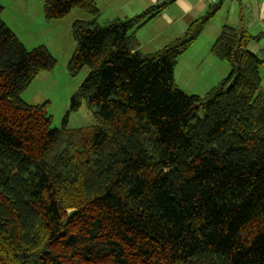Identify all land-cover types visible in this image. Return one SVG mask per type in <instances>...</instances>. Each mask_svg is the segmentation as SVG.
Returning a JSON list of instances; mask_svg holds the SVG:
<instances>
[{"label":"trees","instance_id":"16d2710c","mask_svg":"<svg viewBox=\"0 0 264 264\" xmlns=\"http://www.w3.org/2000/svg\"><path fill=\"white\" fill-rule=\"evenodd\" d=\"M174 1L101 26L97 0H41L48 22L90 18L72 26L68 66L88 68L70 102L93 111L88 129L52 128L49 102L23 100L57 60L26 48L0 5V264H264V60L249 48L261 37L225 25L211 54L229 75L189 95L178 59L224 0L141 52L135 32Z\"/></svg>","mask_w":264,"mask_h":264},{"label":"rangeland","instance_id":"374dc122","mask_svg":"<svg viewBox=\"0 0 264 264\" xmlns=\"http://www.w3.org/2000/svg\"><path fill=\"white\" fill-rule=\"evenodd\" d=\"M123 1L98 0L102 11H104V14L98 18V23L101 26H106L114 18L113 9ZM25 2V8L17 17H13L10 14V0H0V5L5 8L8 23L15 30L19 39L26 45V48L32 49L45 45L56 58L57 65L55 69L43 71L34 79L22 94L23 100L31 105L49 102L48 116L51 118L52 128H61L65 117H67L66 127L69 129H88L95 126L96 122L93 111L89 109L86 102H82L76 111H70L71 98L78 91L88 73V68H83L76 75H72L69 72L68 66L76 48V42L72 34V25L79 18L86 21L90 20L89 16L81 13L79 9H73L64 19L48 22L44 16L41 0H25ZM143 2L145 5H148L147 0H143ZM223 2L220 11L204 30L206 38L204 37L205 35L199 36L200 38L193 43V49L189 50V57H183L177 69L176 84L190 95L205 96L207 91H209L206 88L208 82L214 78L212 77V73H217L218 71V63L215 65L209 57L211 54L209 52L211 51L210 43H213L214 38L220 35L225 25L243 26L248 33L261 37L260 41L251 43L249 48L254 52L253 47L255 46V53L264 60V0H224ZM16 3L18 4L17 1ZM145 8L137 5L135 8L134 6H129V8L126 7L125 9H130L129 12L131 11V14H139ZM160 32H164V37L155 39V36L157 37V34ZM137 35H141L147 39L140 49L143 53H153L162 49L166 45L165 43H168L165 37H172L171 28H164L161 23L154 31H151L149 27H143L138 33L136 32ZM202 52V57L206 56L207 60L211 61H208L200 69H196L194 63L188 65L196 53L201 54ZM211 56L212 58H216L212 54ZM260 71L262 76L261 91L264 92V64L260 68ZM205 73H209V77L205 78L201 76L205 75ZM193 76L198 79L196 84H193L191 81ZM197 116L199 119H204L206 111L200 109L197 112Z\"/></svg>","mask_w":264,"mask_h":264},{"label":"crops","instance_id":"0c3cea01","mask_svg":"<svg viewBox=\"0 0 264 264\" xmlns=\"http://www.w3.org/2000/svg\"><path fill=\"white\" fill-rule=\"evenodd\" d=\"M16 1L18 2V4L16 3ZM147 1H148V5H145L143 0H124L121 4H118V6L113 9L114 10V13H113V17L114 18L112 20L117 19V18L122 19V20H126V19H130V18L138 15V13H132L131 14V11L129 12L130 9H125L126 7L129 8V6H132V7L134 6V8H135L137 5H139L141 8L146 7L143 10V11H145L146 9H148V8H150L152 6H159V5L163 4L164 2H169L170 0H166V1L165 0H147ZM10 2H11L10 14L13 17H17L18 15L21 14V11H23V9L25 8L26 2H25V0H10ZM96 3H97V7H98V9L100 11V16H102L104 14V11H102L98 0H97ZM124 3H125V5H124ZM147 6H149V7L147 8ZM120 9H122V10H120ZM208 9H209V4L206 1H204V0H175L174 3L168 4L165 7V9L158 16H156L154 19L149 21L144 26V28L149 27V29L151 31H154V29H156L157 26L159 27L160 23H161V25L164 28L165 27L171 28L172 37L171 38H166L165 37L166 42H168V43H165V44L168 45L169 43H171V42L175 41L176 39H178L179 37H181L182 34H184L186 32L185 31V30H187L186 28H188L196 20L202 18L207 13ZM118 10H120V11L118 12ZM143 11H140V12L142 13ZM141 13H139V14H141ZM134 14H136V15H134ZM4 15H6L5 8H4V11L2 13L1 18H2L3 22L13 31L14 29L10 26V24L8 23V21L6 19L7 15L6 16H4ZM78 20H84V19H81V18L76 19L74 21V23L76 21H78ZM139 31H140V29L137 30L136 32L138 33ZM13 32L16 35L15 30ZM136 32H135V35H136ZM205 33L206 32L204 31V33H202L201 35H203V36L205 35L204 37L206 38V34ZM249 34H251V33H249ZM164 35H165L164 32H160L159 34H157V37L155 36V39H157V38L161 39V38L164 37ZM136 37H137V39H138V41L140 43V49H141L142 46H143V43L145 44V41H147V39L145 37H142L141 35H139V36L137 35ZM217 37H218V35H217ZM217 37L214 38V41H212L213 43H210L211 44L210 45V49H211L212 45L214 44V42L216 41ZM198 38H200V37H198ZM18 39H19V37H18ZM21 43L26 47V45L22 41H21ZM258 45H260V44H258ZM193 47H194V44L191 46V48L189 50L191 51L193 49ZM189 50L178 59V63H177L176 70H175V81L177 79V74H176L177 73V69L180 66V63L182 61L181 59L183 57H189V53H190ZM253 51L255 53V51H256L255 50V46L253 47ZM209 52H211V51H209ZM202 55H203V52L201 54L196 53L191 58V60H190L188 65H190L191 63H194V67L196 69H200V67L204 66L208 61L212 60V62L215 63V65H216V63H218L217 64L218 65V71H217V73H214V72L212 73V77H214V78H212L208 82V85H207V88H206V90L210 91L211 89H213L216 86H218L225 78H227V76L230 73V67L228 66V64H226L222 60H220L218 58H212L211 54H210V56L208 55L211 58V60H207L206 56L202 57ZM201 76H204L205 78L209 77V73H205V75H201ZM191 81L193 82V84H196L198 82V79H197V77L195 78L193 76V78H191ZM209 91H207V93ZM192 95H194V94H192ZM198 96H201V95H198Z\"/></svg>","mask_w":264,"mask_h":264},{"label":"built area","instance_id":"2783aa9c","mask_svg":"<svg viewBox=\"0 0 264 264\" xmlns=\"http://www.w3.org/2000/svg\"><path fill=\"white\" fill-rule=\"evenodd\" d=\"M204 1H206L210 6V5L216 4L219 0H204Z\"/></svg>","mask_w":264,"mask_h":264}]
</instances>
